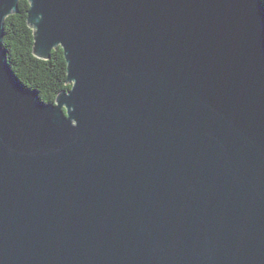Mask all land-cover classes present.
<instances>
[{
    "label": "water",
    "instance_id": "95a60500",
    "mask_svg": "<svg viewBox=\"0 0 264 264\" xmlns=\"http://www.w3.org/2000/svg\"><path fill=\"white\" fill-rule=\"evenodd\" d=\"M45 103L4 48L0 264H264L262 0H28Z\"/></svg>",
    "mask_w": 264,
    "mask_h": 264
},
{
    "label": "trees",
    "instance_id": "16d2710c",
    "mask_svg": "<svg viewBox=\"0 0 264 264\" xmlns=\"http://www.w3.org/2000/svg\"><path fill=\"white\" fill-rule=\"evenodd\" d=\"M29 7L28 0H20L19 12L6 18L3 44L18 82L35 90L41 101L51 103L61 90L72 85L67 83V62L62 47L53 49L49 59L34 54V30L27 21Z\"/></svg>",
    "mask_w": 264,
    "mask_h": 264
}]
</instances>
